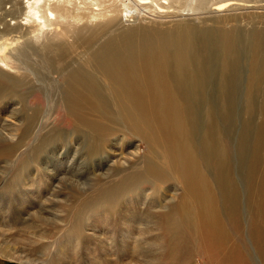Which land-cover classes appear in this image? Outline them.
<instances>
[{
	"label": "bare ground",
	"instance_id": "bare-ground-1",
	"mask_svg": "<svg viewBox=\"0 0 264 264\" xmlns=\"http://www.w3.org/2000/svg\"><path fill=\"white\" fill-rule=\"evenodd\" d=\"M145 8L154 9L159 21L123 24L124 18L138 20L140 10ZM256 10H264V0H0V104L10 103L16 116L15 123L0 128V163H4L0 179L18 154L37 139L29 153L23 152L27 156L1 187L0 195L16 196L13 191L20 193L26 182L33 183V173L43 179L45 159L73 137L89 162L130 169L121 177L112 170L105 171L104 179L95 177L93 188L98 199H122L138 192L144 184H151L156 192L161 185L178 182L183 192L176 203L159 202V209L166 214L179 212L177 219L166 220L164 226L176 234L172 239L174 248L190 239L194 248L214 264H255L248 247L250 240L260 264H264V118L247 158L244 139L240 144L238 172L244 174L246 184L247 220L243 190L224 142L223 122L220 124L211 104L204 108L202 131L198 117L212 76L210 54L217 56L223 90L235 85L244 47L250 65L246 109L253 111L254 90L260 88L264 75V29H248L245 21L240 23V17L223 14ZM169 16L181 20L169 27L170 23L162 20ZM254 16L264 24V15ZM33 55L36 64L49 72L62 73L60 88L53 85L51 91L58 93L57 105L71 120V130L51 127L38 132L44 125L45 112L29 104L36 89L48 92L44 79L50 78L34 62H27L26 58ZM77 56L82 57L79 66L74 63ZM231 115L225 106L224 120L229 121ZM125 135L139 136L151 149L137 171L131 170L129 163L139 153L136 146L126 151L127 144L134 142L132 138L125 140ZM112 149L127 153H119L112 160L108 152ZM110 176H119L112 179L117 185L101 183ZM10 183H14L13 188L18 186L11 189ZM71 192L72 200L67 205L70 210L87 197L80 189ZM146 198H132L130 207L141 205L138 209H142L154 204H146ZM188 222L191 235L181 236ZM107 224L113 229L114 223ZM157 225L161 223L155 222ZM112 240L113 233H109L105 241ZM137 241L134 251L141 253Z\"/></svg>",
	"mask_w": 264,
	"mask_h": 264
},
{
	"label": "rangeland",
	"instance_id": "rangeland-1",
	"mask_svg": "<svg viewBox=\"0 0 264 264\" xmlns=\"http://www.w3.org/2000/svg\"><path fill=\"white\" fill-rule=\"evenodd\" d=\"M6 8L8 10L9 6ZM152 10L154 9H142L139 12L141 16H138V20L130 17V19H128L129 21L127 19L126 21L124 18L122 22L125 26H131L138 24V21L139 23H143V25L149 24L151 21H159L158 16L153 14L154 12ZM150 13L155 16H152ZM182 13L185 14L186 12L184 11ZM224 15L240 17V23L245 21L244 23L248 26V29H251L252 26V28L257 27L264 29V24H261L262 20L254 16L264 15V10L248 12L234 11L232 14L228 12L223 14V16ZM142 17L144 18L143 20ZM162 20L170 23L168 26L172 27L174 26L172 24L180 21L181 17L171 18L169 16L168 19ZM91 21L95 22L96 19H92ZM247 22L250 24L248 25ZM199 25H202V23ZM81 58V56H77L74 63H79L81 65ZM209 58L212 65V76L207 86L208 90H206L204 102L202 101V105L200 103L198 109L199 123L202 131L206 122V114L203 113L204 111L206 113V109L204 108H207V106L211 104L210 106L214 108H212L214 114H217L216 117L218 121H221L220 124L223 122L224 142H227L230 148L226 146V149L231 152V159L236 170L237 180L243 190L242 201L245 219L247 217V220H249L245 210L247 198L245 192L246 184L243 178L244 174L240 173V171L238 172L240 167L239 153L240 144L244 139L246 143L245 145L243 143L246 150L244 151V155L246 158L251 155V143L253 142L258 126L264 118V111L261 108V99L263 98L261 97L263 96V90L261 91V88L264 89V75H262L260 80V88L254 90V95L256 97L254 95L253 97L256 99L252 98L254 104L253 111L255 112L253 113V111H248L246 109L248 102L246 96L250 88L249 80H247L249 79L250 65H248L249 62H247L248 56L246 47H244L241 53L240 71H238L239 74L236 76L235 85L231 84L232 86L229 85L223 90L220 85L221 73H218L220 70H218L217 56H215V53H212ZM36 59L37 57L34 55L26 58L27 62H34L35 64L33 65L38 66V69L42 70V72L50 78V80L44 79L45 83L43 82L44 86L48 88V92L44 93L43 89L39 91L36 89L37 93L29 104L31 106L38 105L45 112L44 125L39 129L41 131L38 130V132L43 133L47 128L50 129L51 127L57 130H71V120L65 117L61 105H57L58 93L51 91L53 85L60 88V84L62 83L60 74L62 73L57 74L49 72L47 67L45 68L38 63L37 65ZM77 66L79 65L77 64ZM35 86L36 88H42L41 85ZM221 91L223 93H221ZM47 95L49 96V101ZM0 105V128L3 124L15 123L14 119L16 116L13 114L14 112H11L13 107H11L10 103L6 105L1 103ZM225 106H227L232 113V117H230L227 122L224 120ZM226 115H228L227 112ZM78 129H80V127L77 123V131ZM123 137L125 140L132 138L134 142H132L133 145L127 144V152L133 151L135 146L137 147L139 156L129 163L133 167L131 170L137 171L140 169L148 153V149H151L137 135H125ZM36 140L37 139L32 140L31 144ZM31 144L30 146L28 144L27 147L18 154L14 163L7 168L5 176L0 179V189L4 183L13 177L19 162L24 156H27L25 154L31 151L30 149L33 148ZM65 144L66 145L58 150L56 154L51 153L48 158L45 159L41 168H45L44 172H42L43 179L39 177L40 174L37 175L33 173V175H31V178L33 177L32 179L35 178L34 180L31 179L33 183L28 184L26 182V186L20 189V193L13 191V195L16 196L10 197L11 195L7 196V194L5 195L3 193L0 195V264H6L7 262L17 264H214L209 261L210 258H207L204 253L194 248L193 241L190 239H187L186 244L174 248L172 239L176 234L164 228L166 220L177 219L179 212L168 215L163 208L159 209V202H166L167 204L176 203L183 192L178 182L170 185H161L159 186L160 190L156 192L152 190L151 184H144L138 192L126 194L122 199L111 201V196H108L100 200L93 188L94 178L104 179L105 171L107 173L109 170L120 173V177L123 175L125 176L129 174L130 171H126L130 169H127L128 167L125 166L104 167V163L102 164L97 161L89 162L87 157L81 152L78 139L74 140L73 137L67 139ZM74 150L76 151L75 153ZM126 151L119 152L116 151V149L109 150V158L113 160L119 153H121V156L126 155ZM23 152L26 153L24 154ZM2 165H4L3 162L0 163V166ZM163 168L164 167L161 169ZM0 169V172H2V167ZM44 176L47 177V180ZM112 176L106 178L101 183L112 182V185H117L118 182L112 181V179L115 180L119 176L114 178ZM57 179H60V181L56 183ZM10 184L13 185L10 187L11 189H15L18 186V184H16L15 188H13L14 183ZM53 186L57 187L54 188ZM53 189L55 190L54 192H52ZM72 189L76 191L77 189L85 191L87 197L70 210L67 205L72 200ZM122 190H126V188L122 187ZM138 195H146V204L151 202L154 204L143 207L142 209H138L141 208V205L131 208L130 200ZM47 199H50V201H47ZM26 200H29V203L26 202ZM151 206L154 208H151ZM98 215H105V218L100 217L99 219L97 218ZM107 222L114 223L113 229ZM155 222H160L161 226H155ZM189 232H191V230L188 222L186 225H183L180 235H191ZM109 233H113V240L106 242L105 240L106 237L109 236ZM123 236L126 237L120 238ZM136 239L138 240L139 246L143 249L141 253H136L134 251V241ZM160 239L161 243H159ZM248 244V247H251L252 260L255 264H260L257 255L252 249L253 245L250 240ZM192 257H194V262Z\"/></svg>",
	"mask_w": 264,
	"mask_h": 264
},
{
	"label": "water",
	"instance_id": "water-1",
	"mask_svg": "<svg viewBox=\"0 0 264 264\" xmlns=\"http://www.w3.org/2000/svg\"><path fill=\"white\" fill-rule=\"evenodd\" d=\"M6 264H15V263L7 262Z\"/></svg>",
	"mask_w": 264,
	"mask_h": 264
}]
</instances>
